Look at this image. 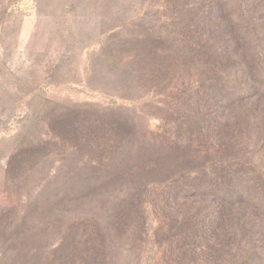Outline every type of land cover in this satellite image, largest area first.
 I'll return each instance as SVG.
<instances>
[{"label": "trees", "instance_id": "obj_1", "mask_svg": "<svg viewBox=\"0 0 264 264\" xmlns=\"http://www.w3.org/2000/svg\"><path fill=\"white\" fill-rule=\"evenodd\" d=\"M142 2L115 36V64L163 95L171 118L135 146L116 115L54 110L51 141L29 155L46 152L34 166L49 167L53 145L65 148L43 187L78 197L56 208L64 221L35 264H264V0ZM131 146L156 181L125 183L140 170Z\"/></svg>", "mask_w": 264, "mask_h": 264}, {"label": "rangeland", "instance_id": "obj_2", "mask_svg": "<svg viewBox=\"0 0 264 264\" xmlns=\"http://www.w3.org/2000/svg\"><path fill=\"white\" fill-rule=\"evenodd\" d=\"M142 1L118 10L115 0H0V264L38 263L39 247L55 241L64 221L56 208L68 210L65 204L78 197L61 181L43 187L50 171L63 172L65 148L53 145L49 167L34 166L46 152L29 155L30 144L51 141L46 133L57 123V107L85 109L90 122L98 113L116 115V123L136 132L128 137H136L135 146L171 118L163 95L137 86L127 73L122 78L115 64V36L127 35L144 14ZM129 149L140 170L125 183L156 181L147 172L149 156Z\"/></svg>", "mask_w": 264, "mask_h": 264}]
</instances>
